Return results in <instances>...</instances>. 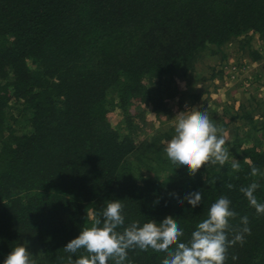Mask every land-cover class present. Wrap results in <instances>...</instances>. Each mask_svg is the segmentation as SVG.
<instances>
[{
    "label": "trees",
    "instance_id": "1",
    "mask_svg": "<svg viewBox=\"0 0 264 264\" xmlns=\"http://www.w3.org/2000/svg\"><path fill=\"white\" fill-rule=\"evenodd\" d=\"M253 35L264 42V0H0V264L18 244L35 264L87 255L63 248L111 200L123 204L124 227L172 216L187 242L220 196L237 213L228 238L244 227L241 217L251 230L228 249L226 264H264V214L240 191L258 183L254 195L264 203V112L257 121L232 112L231 122L247 119L251 128L225 145L224 166L195 176L164 151L173 126L139 136L147 114L170 118L177 80L190 83L206 50L237 42L260 59ZM193 191L202 192L198 206L178 202ZM164 258L137 248L124 264Z\"/></svg>",
    "mask_w": 264,
    "mask_h": 264
},
{
    "label": "clouds",
    "instance_id": "2",
    "mask_svg": "<svg viewBox=\"0 0 264 264\" xmlns=\"http://www.w3.org/2000/svg\"><path fill=\"white\" fill-rule=\"evenodd\" d=\"M187 112V111H186ZM181 112L176 116L174 135L167 141L164 151L176 168L184 166L190 176H195L202 166L219 164L221 167L229 160V149L225 147L227 139L223 130L210 119L207 111L193 108L186 115ZM233 171H239L240 165L233 161ZM251 175H261L260 170L252 166ZM231 188V185H228ZM259 188L258 183L242 187L249 204L255 208L258 215L264 214V203L258 202L254 193ZM179 203L184 200L193 208L202 201V192L193 191L186 194L183 200L177 197ZM231 201L226 196H220L209 208L207 218L198 223L187 242H181L183 229L172 216H167L162 222L150 220L140 226L132 222L124 227L125 218L122 215L123 204L120 200H111L106 204L91 227H83L80 234L63 248L65 252L75 254L81 249L87 255L72 259L68 264H124L128 250L149 248L156 253H164L161 264H226L228 249L237 242L243 243L244 235L250 234L248 217H241L244 225L232 239L228 238L232 230L231 219L237 213L230 207ZM123 227V231H117ZM238 257L232 256V260ZM3 264H35L32 254L26 244H18L12 248Z\"/></svg>",
    "mask_w": 264,
    "mask_h": 264
},
{
    "label": "rangeland",
    "instance_id": "3",
    "mask_svg": "<svg viewBox=\"0 0 264 264\" xmlns=\"http://www.w3.org/2000/svg\"><path fill=\"white\" fill-rule=\"evenodd\" d=\"M251 46L259 51L260 59L253 61L246 48H242L237 42H232L220 51L206 50L196 64V72L188 85L182 80H177L176 87L179 95L185 96L180 100L179 95L166 102L171 110L170 118L156 119L152 115H146V129L140 132V138L153 136L155 132L165 126L175 125L176 116L181 112L185 115L193 108L206 110L212 122L223 130L227 144H231L236 135L251 127L247 125V119L242 121H230L233 113L238 111L243 117L244 112H252L254 119L264 112V42L256 35L252 36ZM234 68V69H233ZM250 88V89H249ZM245 91H242V90ZM246 89H249L246 92ZM200 96L199 99L197 97ZM226 111V117L222 114ZM233 112V113H232ZM230 113H232L230 115ZM224 116V120L219 119ZM172 117V118H171ZM108 120L113 127L120 123V114L112 112ZM258 123L257 127L261 125ZM161 124H165L160 126ZM243 136H240L242 141ZM166 139L164 146H166ZM3 264V263H1Z\"/></svg>",
    "mask_w": 264,
    "mask_h": 264
},
{
    "label": "built area",
    "instance_id": "4",
    "mask_svg": "<svg viewBox=\"0 0 264 264\" xmlns=\"http://www.w3.org/2000/svg\"><path fill=\"white\" fill-rule=\"evenodd\" d=\"M234 69V68H233Z\"/></svg>",
    "mask_w": 264,
    "mask_h": 264
}]
</instances>
